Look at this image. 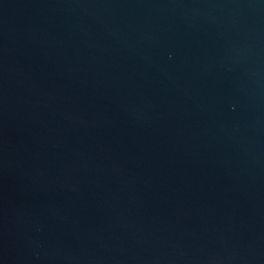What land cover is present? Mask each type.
<instances>
[{"label": "water", "instance_id": "1", "mask_svg": "<svg viewBox=\"0 0 264 264\" xmlns=\"http://www.w3.org/2000/svg\"><path fill=\"white\" fill-rule=\"evenodd\" d=\"M0 264H264V0H0Z\"/></svg>", "mask_w": 264, "mask_h": 264}]
</instances>
